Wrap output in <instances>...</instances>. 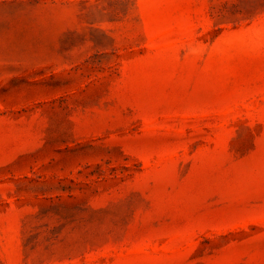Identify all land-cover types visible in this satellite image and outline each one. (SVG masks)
I'll list each match as a JSON object with an SVG mask.
<instances>
[{
  "label": "rangeland",
  "instance_id": "1",
  "mask_svg": "<svg viewBox=\"0 0 264 264\" xmlns=\"http://www.w3.org/2000/svg\"><path fill=\"white\" fill-rule=\"evenodd\" d=\"M0 264H264V0H0Z\"/></svg>",
  "mask_w": 264,
  "mask_h": 264
}]
</instances>
